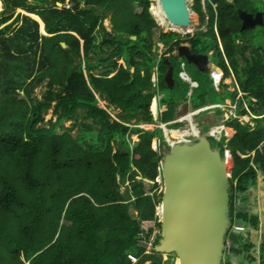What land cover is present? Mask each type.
I'll use <instances>...</instances> for the list:
<instances>
[{
    "label": "trees",
    "instance_id": "16d2710c",
    "mask_svg": "<svg viewBox=\"0 0 264 264\" xmlns=\"http://www.w3.org/2000/svg\"><path fill=\"white\" fill-rule=\"evenodd\" d=\"M2 1L0 264H132L127 260L131 253L142 264H163V255L156 249L160 233L150 245L155 230H162L157 214L162 202V193L157 192L162 156L153 140L163 137V132L135 126L153 121V65L149 61L153 36L171 45L167 50L190 42L194 52L213 51L216 65L226 76L230 74L228 60L240 88L247 93L240 106L256 97L255 110L262 114L264 45L254 44L258 42L255 28L243 29L238 12L239 8L253 13L261 9L252 0H206L205 5L203 0H195V11L201 14L202 24L208 23V29L182 35L162 30L150 12L152 0H86L87 6H82L81 0H70L71 6L63 7L58 2L65 4L66 0ZM17 8L38 15L47 34L41 32L38 20L21 12L16 15ZM128 10L132 17H126ZM110 11H114L116 34L109 33L104 24ZM153 13L158 20L155 8ZM14 24L19 25L15 31ZM97 31L103 33L100 41ZM103 46L109 52L101 55L102 70L96 73L99 64L92 59ZM121 58L127 66L119 64ZM164 58L161 86L167 90L166 75L170 65L175 69L177 57ZM132 67L135 78L131 81ZM46 78L50 82L44 98L33 101L34 88ZM55 84L61 85L60 91ZM97 94L122 108L120 118L125 123L113 120L98 105ZM237 94L238 90L225 89L222 98L235 99ZM55 101L56 120L41 124L43 113ZM81 112L84 121L78 125ZM174 112L172 106L166 118ZM70 120L75 123L67 127L65 122ZM256 121L252 127L233 119L236 133L228 144L234 166L229 178L226 239L231 231L235 235L228 257L240 255L248 264L256 263L258 251L264 264V242L259 247L252 239L254 233H260L261 211L249 199L259 170L264 173V117ZM77 125L80 132L74 134ZM133 134L139 136L138 141H133ZM122 184L127 185L124 192ZM131 207L138 215L131 213ZM236 222L244 223L245 229L233 231ZM177 264H181L179 256Z\"/></svg>",
    "mask_w": 264,
    "mask_h": 264
},
{
    "label": "water",
    "instance_id": "95a60500",
    "mask_svg": "<svg viewBox=\"0 0 264 264\" xmlns=\"http://www.w3.org/2000/svg\"><path fill=\"white\" fill-rule=\"evenodd\" d=\"M157 1L169 23L182 29L191 26L188 0ZM238 12L243 29L264 25L263 12L253 14L243 8ZM62 45L67 47L65 42ZM178 55L198 65L202 71L205 68L201 65L209 63L208 54L194 53L187 44L179 46ZM167 80L175 82L172 68ZM185 106L187 112L190 105ZM191 109L196 110L193 105ZM202 135L194 143L174 144L163 162L162 238L157 250L176 253L181 264H221L230 226L231 175L227 172L223 155L212 147L206 133Z\"/></svg>",
    "mask_w": 264,
    "mask_h": 264
},
{
    "label": "crops",
    "instance_id": "0c3cea01",
    "mask_svg": "<svg viewBox=\"0 0 264 264\" xmlns=\"http://www.w3.org/2000/svg\"><path fill=\"white\" fill-rule=\"evenodd\" d=\"M85 1V3H86V0H84ZM62 3V2H61ZM58 5H59V2H58ZM62 5H63V3H62ZM70 5V4H69ZM60 7H62L61 5H59ZM68 6V5H67ZM214 6H216V4H214ZM154 13H152V15H153ZM110 15V17L112 18V26H113V31H108L109 33H111V34H116L117 32H116V30H115V23H114V21H113V19H114V11H110V12H108V16ZM196 15H198L199 16V20H200V22H201V16L199 15V13L196 11ZM107 16V17H108ZM106 17V18H107ZM105 18V19H106ZM153 18L155 19V21L157 22V24L162 28V25L159 23V21L157 20V18L155 17V16H153ZM208 18V20L210 19V17L208 16L207 17ZM105 19H104V21H105ZM105 24V23H104ZM107 29V28H106ZM207 29H208V23H207ZM206 29V30H207ZM215 29H218V27L216 26L215 27ZM163 30V29H162ZM206 30H204V31H206ZM164 31V30H163ZM203 31V30H202ZM164 32H166V31H164ZM169 32H176V33H179V32H177V31H174V30H171V31H169ZM188 32H189V28H188V30L187 31H185V33L184 34H182V35H187L188 34ZM190 33V32H189ZM97 35H98V38H99V32L97 31V33H96ZM181 34V33H180ZM126 37H130L131 38V36H133V35H125ZM134 36H136V38L135 39H133V40H136L137 38H138V36L137 35H134ZM157 38V36L156 35H154L153 36V48H152V51H153V53L152 54H155V55H158L159 57H168V56H171V54L174 56V54L175 55H177V57H178V61H180V62H183V63H185V62H188L187 60H186V58L185 57H182V56H179L178 55V51H176V48H175V50L174 51H172V52H170L169 50H167L168 49V47L169 46H171V45H168V44H166L165 42H163V41H159L158 40V38H157V40H156V42L154 41V38ZM63 42H65V41H63ZM238 42H240L239 40H238ZM66 43V42H65ZM173 43V42H172ZM171 43V44H172ZM67 44V43H66ZM181 44H186L185 42L184 43H181ZM180 44V45H181ZM222 44V43H221ZM179 45V46H180ZM188 46H189V49L192 51V46L190 47V45L189 44H187ZM179 46H175V47H177L178 49H179ZM67 47H68V44H67ZM67 47H64V48H67ZM177 49V50H178ZM106 52V51H105ZM104 52V53H105ZM192 52H194V51H192ZM194 53H198V54H206V53H201V52H194ZM99 56L100 55H104V54H98ZM208 55H209V63H208V65L206 66V65H201L203 68H205V71H207V72H210V71H216V72H222V71H224V74H225V70L222 68V67H220V66H218V65H216V63L214 62V54H213V51H211V52H209L208 53ZM224 56H225V60H227V57H226V55H225V53H224ZM101 58V57H100ZM100 58L95 62V64H99V60H100ZM93 60V59H92ZM119 60H121L122 61V63H120L119 62V64L120 65H124V66H127V63H126V61H125V59L124 58H121V59H119ZM168 60H166V62H167ZM178 61H176V59H174V63L173 64H175V69H176V66L179 64V62ZM94 62V61H93ZM161 62L162 61H160V64H161ZM226 63H227V66H228V68H229V71H230V74L228 75V76H226L225 75V79L218 85V86H216L215 85V83H214V88H215V90H217V91H219V92H221V89H222V91H223V89H226V90H230V91H235V90H238V94H237V96H236V98L235 99H232L231 97L230 98H226L225 100H224V103L223 102H216V103H211V102H209V103H206L205 105H202V104H200V105H198V104H194V102H193V100L190 98L191 96H192V94H193V92L195 91L198 95L202 92V86H203V84L201 83V82H199L197 79H194V78H192L190 75H189V73L186 71V65L184 64V68L185 69H183V70H181V71H183V72H185L186 74H188V76L191 78V89L190 90H188L189 91V93H188V95H187V101L185 102V100L186 99H181V100H171V101H168V100H166V96H165V94H164V91H167L169 88L170 89H173V88H175L176 87V85H177V79L175 78V69H174V67L172 66V65H170V68H172L173 69V71H174V84H173V82H172V80H167V82H168V84H169V88L167 89V90H164V89H162V86H161V73H160V64L159 65H153V70H152V78H151V80H152V91L154 92V97H153V99H152V104H151V112H152V115H153V121H151V122H141V123H139V124H136L135 126H137V127H140V128H142V129H144L145 131H154V130H156V129H161L162 130V132H163V137H158V136H156L155 138H154V140H153V147L155 148V146H154V143H155V145H156V148L157 147H160L161 146V143H162V141H164V140H166V138H165V132L164 131H166L167 129L168 130H172V129H180V130H184V131H189V130H191V126H193L194 125V123L195 124H197L196 126L197 127H199V129H201L202 131H203V129L200 127V123H210L211 125H212V128H214V127H221V126H223L224 128L222 129V136H221V139H220V141H219V143H221L222 144V147H223V151H224V147L226 146V147H228L229 148V146H228V144H229V141L231 140V138L235 135V133H236V131H235V129H233L232 127H230V126H228V123H229V121H232L233 119H239L240 120V122H242V123H244V124H249V125H251L252 127H255L256 126V123H257V121H256V119L257 118H262V117H264V113H262V114H259V112H258V110H255L256 109V107L258 106L257 104L259 103V101H258V99L256 98V97H252L251 98V102H248L247 100H244V103H243V105L242 106H240V103H239V101L241 100V99H243L244 98V96H245V94H247L246 92H244L241 88H240V86H239V82H238V80H237V76H236V74L234 73V71H233V69H232V67H231V65H230V63H229V61L227 60L226 61ZM191 64H193V63H191ZM195 65V64H194ZM214 65H216L218 68H216L215 69V66ZM85 66V65H84ZM196 66H198V65H196ZM101 70H102V66L99 64L96 68H95V72L96 73H100L101 72ZM98 71V72H97ZM181 71H180V74H181ZM85 72H86V68H85ZM131 72H132V75H131V81L135 78V75H134V72H135V67H132L131 68ZM169 72V71H168ZM116 73V71H114L113 73H111L110 74V76H113L114 74ZM168 74V73H167ZM184 76V75H183ZM185 77V76H184ZM181 79H184L183 77H182V75H181V77H180ZM228 78V79H227ZM166 79H167V75H166ZM227 79V81L225 82V80ZM229 80V81H228ZM192 82H194V83H192ZM224 85H226V86H224ZM182 89H183V87H182ZM187 89H189V87L187 88ZM234 89V90H233ZM243 92V96H240L239 97V95H240V93H242ZM186 94H187V92H185ZM97 96H98V105L99 106H101L102 108H104V109H106L107 111H108V113L110 114V116H111V118L113 119V120H118V121H120V122H123L122 121V119L120 118V113H122V108L120 107V106H118V105H116V104H112L110 101H108L107 99H105L104 97H101L99 94H97ZM99 102H101V104L99 103ZM156 102V103H155ZM191 102V103H190ZM236 102H237V108L235 109L234 107H233V105H235L236 104ZM186 104H189L190 105V108L188 109V111L186 112V110H187V108H186ZM215 104H220V105H222V106H219L220 108H221V113H216L214 110H215V108H209V105H215ZM248 105L253 111H255V112H257L258 113V117H256V118H253V121H254V124H251V123H249V122H243L239 117H236L237 115H241L243 112H247V110L245 109V105ZM192 105L196 108V110H192L191 109V107H192ZM172 106H175V112H174V116L172 115V117H168V119H166V115H167V113L169 112V110L172 108ZM115 108H118V109H120V111L119 112H115ZM200 109H202V110H200ZM200 110V111H199ZM199 111V112H198ZM206 112V113H205ZM203 113H205V114H207L206 116H204L203 118H202V120L200 119L201 118V115L203 114ZM218 114V115H217ZM187 116V118H186V121L189 119V118H191V120H188L187 122L186 121H183V122H179V119L181 118H183V117H186ZM190 116V117H189ZM174 121H177L178 123H175ZM221 121H224L223 123L221 122ZM175 123V124H181V123H184V125L183 126H187L185 129H182V127L183 126H181V127H174V128H170L169 126L170 125H172V124H170V123ZM123 123H125V122H123ZM189 123V124H188ZM127 125H130V126H134V124L133 123H126ZM164 124H167L168 125V127H166L165 129H163V126H164ZM193 128H194V126H193ZM230 128V129H229ZM226 130H230V131H232V130H234V134H233V136L231 137V138H229V139H227V136H228V133L226 132ZM205 133V132H204ZM137 136V137H136ZM132 137H133V141L135 142V141H138L139 140V136L137 135V134H133L132 135ZM135 138L136 139H138V140H135ZM212 138V137H211ZM209 140H210V138H208ZM164 142H166V141H164ZM211 142V141H210ZM218 142V141H217ZM167 143V142H166ZM165 143V144H166ZM164 144V145H165ZM168 145H169V143H168ZM132 147H133V143H132ZM213 147V146H212ZM155 148V149H156ZM156 150H158V149H156ZM230 150V149H229ZM230 152H231V150H230ZM229 152V153H230ZM255 152V151H254ZM231 155H232V153H231ZM243 156H248V155H243ZM260 174H261V177H262V179L260 180ZM232 176V175H231ZM230 176V177H231ZM260 181H262L263 182V186H264V173L261 171V170H259V172H258V180H257V184L256 185H252L251 187H250V190L249 191H252V192H254V195L253 196H251V195H249V199H250V201H252V202H255L258 206H259V209H260V211H261V217H262V220H264L263 219V216H264V195H262V194H257V189H259V183H260ZM161 216V215H160ZM235 224H239V225H242V226H244L245 227V225H244V223H240V222H236ZM234 224V225H235ZM233 225V226H234ZM233 231H234V229H233ZM235 231H242V230H235ZM228 239H229V237H227V239H226V246H225V252H224V257L225 258H223L224 259V264H231V262H230V260H229V258H228V255H229V253L231 252V247H232V242H230V241H228ZM232 241H233V239H232ZM261 245V244H260ZM159 252H161V251H159ZM162 253V252H161ZM259 253V252H258ZM256 259L258 260H256V263H258L259 262V264H262V262H261V260H260V258L258 257V255H257V253H256ZM151 262V261H150ZM152 263V262H151ZM256 263H254V264H256Z\"/></svg>",
    "mask_w": 264,
    "mask_h": 264
},
{
    "label": "rangeland",
    "instance_id": "374dc122",
    "mask_svg": "<svg viewBox=\"0 0 264 264\" xmlns=\"http://www.w3.org/2000/svg\"><path fill=\"white\" fill-rule=\"evenodd\" d=\"M32 1H34V0H32ZM121 1L124 2V3H126V2H129L130 0H121ZM230 1H233V0H230ZM252 1L255 2L254 3V6H256L257 8H260L261 9L260 11L263 12L262 11V9H263L262 3L263 2L261 0H252ZM68 3H70V0H66V3L63 4V5H61V6L62 7L64 5L71 6ZM188 3H189L190 11H192L191 12V26L189 27V32L190 33H193V32H197V31H202V30L204 31V30H206L207 29V23L206 24H202V22H200V20H199V16L196 15V11H195V0H188ZM81 5L82 6H87V4L85 3L84 0H81ZM156 6L157 7L159 6L158 1L157 0H152V3L150 5V12L151 13H153V10H154V8ZM135 9L137 11H139L138 5H135ZM3 11H4V3L2 1V9L0 10V14ZM19 12L24 13V14H27V15L31 16L32 18H34V19H36V20H38L40 22V20L37 19V17H35V15H33L32 13H29L26 10H23L21 8H17L16 15ZM125 15H126V17H128V16L132 17L133 12L130 11V10H128V11L125 12ZM199 15L201 16L200 13H199ZM153 16H155V15L153 14ZM14 18L11 19V20H9L2 27L6 26V25H8L10 23H12L13 20H14ZM132 21H133V19L128 23L127 26H124V27L125 28L130 27V23ZM104 23H105V26H106V28H107L108 31H113L112 18L110 17V15L105 19ZM41 24L42 23L40 22V25ZM43 24H44V22H43ZM18 26H19L18 24H14L13 25V27H14L13 31H15ZM44 27H45V25H44ZM119 27H122V20H121V22L119 24ZM40 29H41V32L44 33L42 31V25H41ZM162 29L164 31H166V32L171 31V30L165 29L163 26H162ZM185 30L187 31L188 29H183L182 31H177V32H179L181 34H184L185 33ZM255 32H256V35H257V40L256 41H258V42L254 43V44H256V45L257 44L258 45H264V25L263 26L260 25V26L256 27L255 28ZM102 38H103V33H99V41L102 40ZM173 39L175 41V40H177V37H174ZM186 44H189L190 47H191V43L190 42H186ZM175 48H176V51H178L177 50L178 48L177 47H175ZM175 48H173V49L171 48V49H169V51L172 52V51L175 50ZM105 51H106V55H107L109 51H108V49H107L106 46H103V47L100 48V53L101 54H105L104 53ZM192 51H193V49H192ZM171 56H173V55L171 54ZM174 56L177 57V55H175V54H174ZM100 57H101V55L100 56L98 54L94 55L93 56V61L96 62ZM164 59L165 58H163L162 56L159 57L158 55H155V54H150L149 55V61H150V63L152 65H159L160 64V61H163ZM213 60H214V62H216L215 58ZM176 61H178V57L176 58ZM119 62L122 63L121 60H119ZM178 62H179V64L176 66V69H175V78L177 79V85L173 89H170L169 88L167 91H164V94L166 96V100L171 101V100L174 99L176 101V100H181V99L184 98V99H186L185 102L187 101V95L189 93L188 90L191 89V84H190V82L185 81L184 79H181L180 78L181 77L180 71L183 70V69H185L184 68V64H185L187 66L186 67V71L189 73V75L192 78L197 79L199 82H201L203 84V86H202V92L198 95L194 91L193 94H192V96L190 97L193 100L194 104L195 105L196 104L200 105V104L209 103V102H211L213 104L216 103V102H223L224 103V99L222 98V95L224 94V90L225 89H223V91L221 89V92L215 90V88H214V86H215L214 85L215 78H214V76H212L211 71L210 72L202 71L199 66H196L194 64H191L189 62H185V63L180 62V61H178ZM214 66H215V69L218 68L216 65H214ZM227 79L225 80V82L227 81ZM49 82H50V79L49 78H46L42 83L38 84L34 88V91L31 94V98L33 99V101H36L37 99L41 100V99L44 98L45 93L47 92V90L49 88V86H48L49 85ZM182 87H183V89H182ZM188 87H189V89H187ZM54 88L57 91H60L61 90V85L55 84L54 85ZM21 92L24 93L23 91H21ZM185 92H187V94ZM99 103L101 104V102H99ZM55 105H56V101L53 102L51 108H49L46 112L43 113L44 121L41 122V124L48 125V122H49L50 119H53L54 121L56 120L57 115L54 112ZM119 111H120V109L115 108V112H119ZM214 111L216 113H221L220 112L221 111V108H215ZM205 113H203L201 115V118H200L201 120H202V118L204 116L207 115ZM166 119H168V118H166ZM83 121H84L83 120V115H82V112H81V114L79 115V122L77 124L79 125V123L80 122H83ZM221 122L223 123L224 121H221ZM74 123H75L74 120H70V121H66L65 122V124H66L67 127H72V125ZM78 125L76 126V128H74L72 130V132L74 134H78L80 132ZM183 125H184V123H181V124L172 123V125H170L169 127L170 128H174V127H181ZM228 126H230L233 129H235L234 128L235 126L233 125V120L232 121H229ZM186 127L187 126H183L182 129H185ZM200 127L203 129V132H205V133L210 132V130L212 129V125L210 123H200ZM196 130L197 131H195V132H199V127H197ZM232 131L230 132L229 136H227V139H229V138H231L233 136L234 130H232ZM201 136H203V135H201ZM189 138L191 140L194 139V137L191 134L189 135ZM135 140H138V139L135 138ZM164 141H166V140H164ZM164 141H162L161 146L160 147H157V148H156V145L154 143L155 148L158 149V151L160 152V154L162 156V159L160 161V163H161V166H160V175L157 178V181L159 182V188H158L157 192L160 193V194L162 193L161 194L162 196H163V192L165 191L164 181L162 180V178H163V162H164L165 156L172 149V144H169L168 145V142L167 141H166L167 143L165 144ZM210 141H211V145L213 146V148L217 149L221 153V155H223V158L225 157V155H227V150L230 152L229 148L226 147V146L224 147V151H223L222 144L219 143V142H217L214 138H210ZM182 144H184V143H182ZM230 158H231V160L229 159L228 163H226L227 172L229 173V176L232 175V169H233V166H234V160H233V157L231 155V152H230ZM261 179H262V177H261V174H260V180ZM229 188H230V184H229ZM126 190H127V185L126 184H122V191L124 192ZM231 191L233 192L232 188H231ZM151 193H153V192H151ZM258 193L264 195V186H263V182L262 181H260V183H259V189H257V194ZM249 195L253 196L254 195V192L251 191ZM130 211H131L132 214L138 215V211L136 209H134V207H131L130 208ZM157 214L159 216L161 215V205H159L158 208H157ZM263 219H264V216H263ZM160 221H161V216H160ZM263 231H264V220L262 221V225H261V228H260V233L258 235H256V233H254L252 235L253 241L256 242L259 245V247H260V244H262L264 242V240H263V238H264V232ZM159 233L161 234V231L159 229H156L155 232H154V234L151 236L150 245L155 240L156 235L159 234ZM233 238H235V235L231 231L228 241L232 242V239ZM158 245L156 246V249H157ZM253 251H257V250L254 249ZM147 252H150V251L148 250ZM258 252H257V255L259 256V253ZM162 255H163V264H177V254L176 253H169V252H166L165 251V252H162ZM228 258H229V260H232L231 264H233L234 262H238L239 264H248L249 263L247 259L242 258L240 255L238 257H234V256H231L230 255ZM130 259L131 258L128 256L127 260L130 261ZM131 261H132L131 262L132 264H139V263L142 264L141 263V261H142L141 259H139L138 262L133 261L132 259H131ZM145 263L146 262H144L143 264H145ZM221 264H224V259H223V261H222ZM256 264H259V262L256 263Z\"/></svg>",
    "mask_w": 264,
    "mask_h": 264
},
{
    "label": "built area",
    "instance_id": "2783aa9c",
    "mask_svg": "<svg viewBox=\"0 0 264 264\" xmlns=\"http://www.w3.org/2000/svg\"><path fill=\"white\" fill-rule=\"evenodd\" d=\"M205 3H206V0H203V4L205 5ZM211 73H212V76H214V78H215V85L216 86H218L225 78V74H224V71H222V72H216V71H211ZM181 75H182V77L184 78V80L185 81H188V82H190L191 81V79H188V78H186V77H184L183 75V71H181ZM191 83V82H190ZM192 83H194V82H192ZM240 96H243V92L242 93H240V95H239V97ZM219 106H222V105H220V104H215V105H209V108H220ZM233 107L236 109L237 108V102H236V104L235 105H233ZM245 109L247 110V112H243L241 115H237L236 117H239L243 122H249V123H251V124H254V121H253V118H256V117H258L259 115H258V113L257 112H255V111H253L247 104L245 105ZM200 110H202V109H200ZM199 110V111H200ZM198 111V112H199ZM190 117V116H189ZM186 118H187V116L186 117H183L182 119L180 118L179 119V122H183V121H186ZM188 120H191V118H189ZM187 120V121H188ZM186 121V122H187ZM175 123H178L177 121H174ZM170 124H172V122L170 123ZM166 127H168V125L167 124H164V126H163V129H165ZM196 128H197V126H196V124H195V127L193 128V126H191V130H189V131H186L187 133L186 134H184V137L182 138V140H186L185 142H181V139L180 140H178L177 142H173L170 138H169V132H167V130L166 131H164L165 132V138H166V141L169 143V144H172V147L174 146V144H176V143H194L195 141H197L198 139H199V137L202 135V134H204V132L202 131V130H200L199 129V132H195V130H196ZM219 128L220 127H214V128H212L211 130H210V132H208V133H206V135H207V137L208 138H214L216 141H220V139H221V136H222V130L220 131L219 130ZM219 131H220V137L218 136V133H219ZM192 135L193 137H194V139L193 140H191L190 138H189V135ZM188 141V142H187ZM234 228V230H244L245 229V227L244 226H242V225H239V224H235L234 226H233ZM133 261H136V262H138L139 261V257H137L136 255H134V254H129L128 255ZM130 259V260H131Z\"/></svg>",
    "mask_w": 264,
    "mask_h": 264
},
{
    "label": "bare ground",
    "instance_id": "6f19581e",
    "mask_svg": "<svg viewBox=\"0 0 264 264\" xmlns=\"http://www.w3.org/2000/svg\"><path fill=\"white\" fill-rule=\"evenodd\" d=\"M2 9V0H0V10ZM155 12H156V15H157V17H158V21L160 22V23H164L165 25H167L168 27H170V28H172V29H174V30H176V31H182L183 29L181 28V27H178L177 25H175V24H172V23H169V21H168V19H167V17H166V15L164 14V12H163V10H162V7H161V5H160V3H159V6L157 7H155ZM192 12V11H191ZM33 15H35V17H37V19H39L40 20V22L42 23L41 25H42V31L44 32V33H46V31H45V27H44V24H43V20L38 16V15H36V14H33ZM186 31V30H185ZM183 74H184V76L186 77V78H188V79H191L189 76H188V74H186L185 72H183ZM156 103V102H155ZM218 115V114H217ZM189 124V123H188ZM197 125V124H196ZM194 127H195V123H194V125H193ZM169 128V127H168ZM176 128V127H175ZM224 127L222 126L219 130L221 131L222 129H223ZM230 129V128H229ZM195 131H197V130H195ZM220 131H219V133H218V136L220 137L221 135V133H220ZM167 132H169V138L173 141V142H177L178 140H180L181 139V142H185L186 140H182V138L184 137V134H186L187 132L186 131H184V130H180V129H172L171 131L170 130H168L167 129ZM226 132L228 133V136H229V134H230V130H226ZM233 132V131H232ZM188 142V141H187ZM224 159V162L225 163H228V161H229V159L231 160V158H230V153H229V151L227 150V155H225V157L223 158Z\"/></svg>",
    "mask_w": 264,
    "mask_h": 264
},
{
    "label": "flooded vegetation",
    "instance_id": "af4514ba",
    "mask_svg": "<svg viewBox=\"0 0 264 264\" xmlns=\"http://www.w3.org/2000/svg\"><path fill=\"white\" fill-rule=\"evenodd\" d=\"M258 11H260V10H258ZM258 11H257V12H258ZM248 12H249V11H248ZM257 12H255V13L252 12V13H253V14H256Z\"/></svg>",
    "mask_w": 264,
    "mask_h": 264
},
{
    "label": "clouds",
    "instance_id": "9594fccd",
    "mask_svg": "<svg viewBox=\"0 0 264 264\" xmlns=\"http://www.w3.org/2000/svg\"><path fill=\"white\" fill-rule=\"evenodd\" d=\"M45 25V24H44ZM45 31H46V29H45ZM44 34H46V33H44Z\"/></svg>",
    "mask_w": 264,
    "mask_h": 264
}]
</instances>
